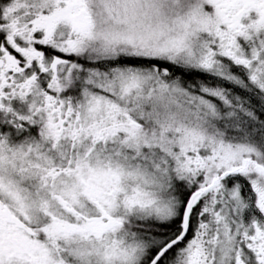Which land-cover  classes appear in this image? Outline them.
<instances>
[{"label": "snow or ice", "instance_id": "obj_1", "mask_svg": "<svg viewBox=\"0 0 264 264\" xmlns=\"http://www.w3.org/2000/svg\"><path fill=\"white\" fill-rule=\"evenodd\" d=\"M0 264H264V0H0Z\"/></svg>", "mask_w": 264, "mask_h": 264}]
</instances>
